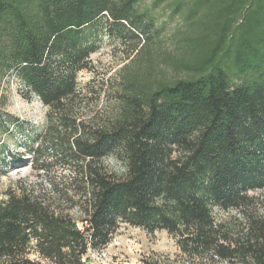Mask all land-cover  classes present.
I'll list each match as a JSON object with an SVG mask.
<instances>
[{
	"label": "trees",
	"instance_id": "1",
	"mask_svg": "<svg viewBox=\"0 0 264 264\" xmlns=\"http://www.w3.org/2000/svg\"><path fill=\"white\" fill-rule=\"evenodd\" d=\"M161 9L179 19L163 56ZM102 20L134 58L118 109L84 123L72 109L95 50L84 34ZM11 73L69 131L59 145L81 163L76 196L64 197L81 200L82 227L23 185L8 190L0 264H90L124 225L166 231L212 264H264V218L234 230L213 216L264 191V0H0V88Z\"/></svg>",
	"mask_w": 264,
	"mask_h": 264
},
{
	"label": "rangeland",
	"instance_id": "2",
	"mask_svg": "<svg viewBox=\"0 0 264 264\" xmlns=\"http://www.w3.org/2000/svg\"><path fill=\"white\" fill-rule=\"evenodd\" d=\"M153 0H146L150 5ZM158 24L165 23L163 42L154 49L163 56L171 52V34L179 23L172 19L170 10L161 9ZM88 44L95 47L88 60V68L77 76L78 96L72 105L73 115L84 123L105 122L119 107L121 71L134 58L133 42L120 40L111 34L109 24L99 21L85 32ZM144 39V38H143ZM161 57V56H160ZM42 104L38 96L30 93L25 84L11 73L0 88V197L8 190L22 185L36 196L45 197L55 207L61 205L81 224L78 206L64 197L75 198V181L79 176L80 163L68 151L60 147L61 137L68 132L59 124L56 115ZM51 125V126H50ZM53 126V127H52ZM52 127V128H50ZM41 146L38 163L35 151ZM109 173L120 174L122 167L113 157L102 161ZM249 208H215L213 216L218 223H226L234 230L248 226V216L264 218V191H253ZM32 259H37L32 256ZM90 264H212L207 256L191 258L184 254L177 239L166 231L153 234L146 230L122 226L111 243L104 249L90 253ZM46 264V263H44ZM225 264V263H220Z\"/></svg>",
	"mask_w": 264,
	"mask_h": 264
}]
</instances>
